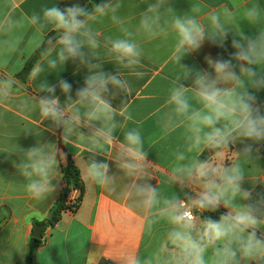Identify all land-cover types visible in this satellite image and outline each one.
Returning a JSON list of instances; mask_svg holds the SVG:
<instances>
[{"label": "clouds", "instance_id": "1", "mask_svg": "<svg viewBox=\"0 0 264 264\" xmlns=\"http://www.w3.org/2000/svg\"><path fill=\"white\" fill-rule=\"evenodd\" d=\"M145 4L135 31L118 14L119 0H101L90 8L78 3L64 8L53 5L42 15L21 14L18 19L6 13L0 21V35L5 37L0 39V64L7 65L19 49L23 30L34 29L29 43L35 45L33 51H41L29 77L39 80L43 95L36 98L33 110L42 120L61 128L64 135L84 124H99L88 137L93 149L105 144L116 146L117 166L132 180L128 195L151 216L171 226L167 233L171 250L165 245L143 260L133 255L128 264H264V193L257 199L245 187V170L239 162L241 156L245 161L254 155L259 158L258 146L264 145V103L256 95L264 90V31L249 35L239 26L240 20L256 26L264 19L261 6L254 4L239 15L223 6L208 13L205 24L198 5L179 13L169 0H147ZM104 17L110 18L122 35L106 38L102 45L98 39L101 34L93 25ZM49 25L56 35L45 37L43 30ZM168 31L176 35L171 59L180 71L169 88L165 100L168 111L161 126L165 134L177 127L184 129L185 147L175 153L169 181L198 189L186 201L176 196L161 197L158 187L150 182L153 177L144 137L138 129L121 125L118 118L124 111L113 104L121 94L131 93L120 69L136 78L144 75L140 71L144 53L136 35L154 39ZM229 37L233 52L228 59L205 56L207 68L182 63L205 42L223 49ZM68 62L87 70L74 98L67 80L58 78L57 84H51L40 79L45 72H57ZM106 63L113 64L115 70L106 71ZM57 86L64 103L56 95ZM15 87L12 74L0 76V105L12 100ZM118 130L122 140L115 136ZM236 143L244 146L231 163H226L227 152ZM20 151L22 156L14 167L26 180V192L35 200L47 198L62 175V150L54 143L37 141ZM205 152L213 153L214 159H200ZM84 175L101 187L115 184L106 160L90 159ZM205 212L219 215L201 220L197 213Z\"/></svg>", "mask_w": 264, "mask_h": 264}, {"label": "crops", "instance_id": "2", "mask_svg": "<svg viewBox=\"0 0 264 264\" xmlns=\"http://www.w3.org/2000/svg\"><path fill=\"white\" fill-rule=\"evenodd\" d=\"M64 0H0V21L5 14L19 18L21 14H41L47 7L58 5ZM121 8L119 15L125 19L127 26L135 31L139 24V12L146 8L147 0H119ZM171 6L179 13L186 12L191 5L201 9L199 17L207 24V14L220 11L227 6L235 13L243 11L254 4L261 6L264 15V0H169ZM240 28L249 35H255L258 30L264 31V19L256 26L247 21H239ZM93 27L100 32L98 39L103 45L106 38L121 36L119 27L110 18L104 17ZM34 29L23 30L24 40L19 49L11 55L7 65L0 64V76L12 74L16 81L13 98L0 105V264H27L26 256L33 233L37 226L42 228L41 245L37 250V264H128L129 257L135 255L143 260L152 257L154 253L168 245L167 233L171 226L165 220H157L147 211L137 205L134 198L127 192L131 178L124 175L118 165V148L103 145L93 149L88 139L99 128V124L81 125L76 132L64 135L63 130L54 127L51 122L42 120L38 111L32 105L39 92V80L23 76L27 61L33 56L34 44H30ZM44 36L53 35L51 26L44 30ZM0 35V39H4ZM136 40L143 49L140 71L142 78L130 76L127 70L120 69L131 85V93L121 94L113 100L115 106L121 107L124 116L118 118L121 125L138 129L145 139V150L148 152L149 171L152 174L151 183L158 187L161 197H178L181 201L188 200L198 189L194 186L173 184L169 181L170 169L175 162V153L185 147L184 129L177 127L165 134L161 121L168 111L165 100L169 88L179 66L171 59L176 43V35L168 31L154 39H148L143 34H137ZM103 48L101 53L103 54ZM233 52L231 37L223 49L207 42L202 48L189 56L182 63L196 68H207L205 56L228 59ZM107 61V57H104ZM235 63V61H233ZM106 71L112 72L115 66L104 65ZM57 72L42 74L40 79H46L51 84H57L58 78H63L72 84V94L83 84L86 69L68 62ZM56 95L61 103L65 97L57 86ZM258 101L264 103V90L256 93ZM127 100V101H126ZM28 101V104H25ZM123 103L126 101L125 104ZM115 136L122 140V132L116 131ZM37 141L54 143L63 153L60 161V171L66 158L70 157L80 171L84 191L80 196V205L75 211L62 212L59 221L53 226L46 225L51 211L59 198L64 182L62 175L56 182V189L47 198L35 200L25 190V178L14 167L22 152ZM243 144H234L227 152L226 163H231L237 156ZM260 148L259 158L254 155L250 161L241 156L240 163L245 170V187L252 192L258 185L264 183V145ZM90 149H93L90 151ZM106 160L110 165V175L115 177V184L101 187L87 179L84 168L90 159ZM200 159H214L213 153L205 152ZM224 211L223 209L220 210ZM207 212L197 213L202 220Z\"/></svg>", "mask_w": 264, "mask_h": 264}, {"label": "trees", "instance_id": "3", "mask_svg": "<svg viewBox=\"0 0 264 264\" xmlns=\"http://www.w3.org/2000/svg\"><path fill=\"white\" fill-rule=\"evenodd\" d=\"M101 0H64L60 8H64L66 6H70L72 4H80V5H87L89 8L96 3H100ZM40 51L41 49H37L33 56L27 61L24 69H23V76H28L33 65L40 59ZM127 101V100H126ZM126 101L123 103L125 104ZM62 178L64 182V188L57 199L52 211H51V216L50 219L48 220L47 224L48 226H53L56 224L60 217L62 212L68 210L70 207L67 205V198L69 194L73 191L78 189L81 192V196L84 191V185L83 181L81 178V174L75 163L70 157L66 158V162L63 163L62 165ZM261 193H264V183H261L260 185L257 186V188L252 192L253 196L255 198H259V195ZM211 215L213 219H217L219 213H207L205 215L209 216ZM41 240L40 239H35L32 238L29 244V250L26 256V262L27 264H37L36 257H37V250L39 246L41 245ZM101 264H108L107 262L103 261Z\"/></svg>", "mask_w": 264, "mask_h": 264}, {"label": "built area", "instance_id": "4", "mask_svg": "<svg viewBox=\"0 0 264 264\" xmlns=\"http://www.w3.org/2000/svg\"><path fill=\"white\" fill-rule=\"evenodd\" d=\"M80 196H81V192L76 189V190H73L68 198H67V205L70 207L68 210L69 211H75L79 205H80Z\"/></svg>", "mask_w": 264, "mask_h": 264}, {"label": "water", "instance_id": "5", "mask_svg": "<svg viewBox=\"0 0 264 264\" xmlns=\"http://www.w3.org/2000/svg\"><path fill=\"white\" fill-rule=\"evenodd\" d=\"M55 35H56V33H54L52 36H55ZM33 238L42 239V228H41V226H37L35 228V231L33 233Z\"/></svg>", "mask_w": 264, "mask_h": 264}]
</instances>
